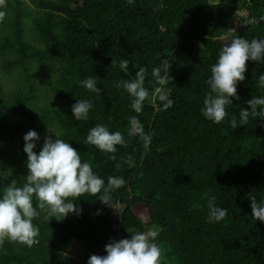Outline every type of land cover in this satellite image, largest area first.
Listing matches in <instances>:
<instances>
[{"label": "trees", "instance_id": "obj_1", "mask_svg": "<svg viewBox=\"0 0 264 264\" xmlns=\"http://www.w3.org/2000/svg\"><path fill=\"white\" fill-rule=\"evenodd\" d=\"M0 11V197L12 180L25 182L23 137L30 130L39 136L37 154L46 136L55 139L48 129L59 131L105 186L109 176L125 180L112 193L113 208L99 201L102 192L76 198L78 214L60 221L37 208V242L5 240L0 264H87L92 254L106 255L110 241L130 239L127 228L157 233L162 264H264V222L252 218L249 199H264V120L250 116L235 129L229 123L233 114L239 122L241 108L251 111L246 102L253 96H264L258 84L264 60L247 61L239 99L230 97L224 121L201 112L222 47L236 37L264 39V0H5ZM165 60L172 81L159 85L152 71ZM137 65L146 69L149 92L140 113L115 87L133 79ZM88 77L102 89L99 96L78 83ZM157 88L167 91L172 107L163 110L160 99H151ZM83 99L93 107L77 121L72 105ZM133 116L151 135L147 149L131 130ZM97 124L121 132L126 146L112 154L84 144ZM213 195L227 209L217 223L207 222Z\"/></svg>", "mask_w": 264, "mask_h": 264}, {"label": "clouds", "instance_id": "obj_2", "mask_svg": "<svg viewBox=\"0 0 264 264\" xmlns=\"http://www.w3.org/2000/svg\"><path fill=\"white\" fill-rule=\"evenodd\" d=\"M127 2L131 5L133 0H127ZM0 6H5V0H0ZM3 17L4 12L0 11V20ZM256 21H258L257 18H252L248 22ZM250 60L255 62L264 60V39L253 38L248 41L245 38L236 37L222 47L217 62L211 67V75L207 80L209 91L205 95L201 108L202 115L207 120L220 124L229 115L226 106L232 104L230 97L239 99L237 84L245 80L247 61ZM115 64L116 62L112 60L111 66ZM128 64L127 59L119 61V67L125 71L128 69ZM135 67L138 71L134 78L121 80L115 87L132 97L131 108L136 113H140L149 92L144 87L146 69L138 65ZM170 68L166 60L160 67L153 68L152 76L159 85L172 81L169 74ZM161 69L164 70L163 75ZM78 83L98 96L102 91L96 86L97 81L92 77ZM258 84L264 88V74L259 75ZM156 91L161 93L159 99L163 102V110L172 107L173 101L161 92V89L157 88ZM246 103L251 111L241 108L239 122L233 114L229 121L233 129L247 125L250 116L264 120V96H253ZM92 107L90 100H77L72 105L73 117L77 121L87 120ZM129 123L131 130L140 137L147 149L151 144V135L144 132L136 116L130 117ZM48 131L54 133L55 139L51 135L46 136L38 154L34 151L35 141L39 140L38 133L30 130L23 137L28 171L22 186H17V181L12 180L0 197V245L5 240L18 242L28 247L35 244L36 237L39 235V228L33 224V220L40 216L37 208L46 213L45 219L51 217L60 221L69 213L78 214V209L73 203L76 198L86 193L97 196L101 192L99 201L113 208L112 193L125 185L124 178L109 176L105 186V180L94 173L92 164L82 162L80 153L70 143L60 138L59 131L49 129ZM84 144L93 145L105 153L115 154L116 146H126V141L121 132H110L107 126L97 124L89 130ZM109 158L116 160L115 155ZM124 162L131 163V157L125 158ZM116 167L119 169L122 164L118 163ZM34 197L38 201L36 207L33 205ZM249 199L252 218L264 222V199L258 201L254 195H249ZM226 216L227 209L217 206L216 197L213 195L208 198L207 222H221ZM127 232L130 234V239L110 241L105 246L106 255L92 254L87 264H162L164 251L154 242L157 236L155 231L141 232L134 228H127Z\"/></svg>", "mask_w": 264, "mask_h": 264}, {"label": "rangeland", "instance_id": "obj_3", "mask_svg": "<svg viewBox=\"0 0 264 264\" xmlns=\"http://www.w3.org/2000/svg\"><path fill=\"white\" fill-rule=\"evenodd\" d=\"M51 77H52V76H51ZM53 79H54V81H55L56 76L53 77ZM12 85H13V84H12V78H11V77H10V78L7 77V86H12ZM161 92H163L164 94L167 95V91H161ZM160 94H161L160 92L154 91V92H152V93L150 94V97H151L152 100H154V99H156V98L159 99ZM139 213H140L141 216H142V215L145 216V214H146V209H141V211H140Z\"/></svg>", "mask_w": 264, "mask_h": 264}, {"label": "built area", "instance_id": "obj_4", "mask_svg": "<svg viewBox=\"0 0 264 264\" xmlns=\"http://www.w3.org/2000/svg\"><path fill=\"white\" fill-rule=\"evenodd\" d=\"M258 20V19H257ZM260 21H264V13L259 17Z\"/></svg>", "mask_w": 264, "mask_h": 264}]
</instances>
